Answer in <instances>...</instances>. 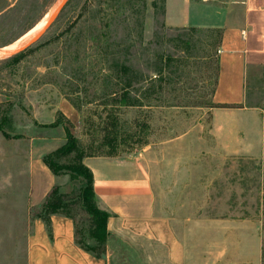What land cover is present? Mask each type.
Instances as JSON below:
<instances>
[{
  "label": "rangeland",
  "instance_id": "rangeland-1",
  "mask_svg": "<svg viewBox=\"0 0 264 264\" xmlns=\"http://www.w3.org/2000/svg\"><path fill=\"white\" fill-rule=\"evenodd\" d=\"M58 1L0 0V49L27 38ZM164 9L165 0H65L21 61L0 60V264H28L26 241L40 212L27 206L29 140H65V127L88 156L137 155L149 164L166 214L185 203L192 217L254 219L264 264V151L227 156L211 133L221 37L166 27ZM126 90L139 105H123ZM245 93L246 104L264 113V66L247 69ZM73 161V154L56 159ZM56 186L77 239L86 238L78 181L60 173Z\"/></svg>",
  "mask_w": 264,
  "mask_h": 264
},
{
  "label": "crops",
  "instance_id": "crops-1",
  "mask_svg": "<svg viewBox=\"0 0 264 264\" xmlns=\"http://www.w3.org/2000/svg\"><path fill=\"white\" fill-rule=\"evenodd\" d=\"M176 5L165 0L166 27L221 33L210 108L215 144L227 156L259 157L264 113L246 104L245 82L249 67L264 66V0H234L223 7L179 0ZM64 143L61 138H30L29 210L40 208L58 184L42 159ZM83 164L93 174L99 207L110 213L104 255L96 258L76 245L70 218L52 215L48 231L35 217L26 241L28 264H261V224L254 219L192 217L184 213L185 203L166 214L156 199L154 172L137 155L85 157Z\"/></svg>",
  "mask_w": 264,
  "mask_h": 264
},
{
  "label": "trees",
  "instance_id": "trees-1",
  "mask_svg": "<svg viewBox=\"0 0 264 264\" xmlns=\"http://www.w3.org/2000/svg\"><path fill=\"white\" fill-rule=\"evenodd\" d=\"M164 2V0H163ZM155 6V4H154ZM189 30H197V28H189ZM221 37V33L218 30ZM27 49H24L15 55H13L7 63H18L22 60L26 54ZM121 72L125 75L129 73L130 68L126 65L120 67ZM216 85V83H215ZM123 105L137 106L138 100H131L129 92L124 91L122 97ZM58 122L51 126H56ZM65 131V143L53 152L46 154L43 157L44 164L55 175L59 176L60 173L69 175L72 180H76L79 183L77 200L80 209L89 218L88 228L85 230L87 237H82L81 240L77 239V230L74 217L70 214L69 205L63 200V196L60 194V188L55 186L49 193L44 203L40 206V212L36 216L44 221L50 231V217L52 215H60L70 218L74 222V239L76 245L85 251L86 253L101 258L105 253V245L107 239V220L110 217V213L98 205L97 197L93 189V174L89 168L83 164V159L88 156L80 148L77 138L71 133L68 127L64 128ZM74 155V161L72 164H60L56 162L59 157H66ZM88 240V241H87Z\"/></svg>",
  "mask_w": 264,
  "mask_h": 264
},
{
  "label": "water",
  "instance_id": "water-1",
  "mask_svg": "<svg viewBox=\"0 0 264 264\" xmlns=\"http://www.w3.org/2000/svg\"><path fill=\"white\" fill-rule=\"evenodd\" d=\"M65 0H59L58 3L54 6L50 18L47 22V24L37 33V35L30 40L26 45H24L22 48L15 50V51H5L3 49H0V60H5L8 58H11L16 53L24 50L27 46L31 45L46 29L47 27L53 22V20L56 18V16L59 14L60 10L64 6Z\"/></svg>",
  "mask_w": 264,
  "mask_h": 264
},
{
  "label": "bare ground",
  "instance_id": "bare-ground-1",
  "mask_svg": "<svg viewBox=\"0 0 264 264\" xmlns=\"http://www.w3.org/2000/svg\"><path fill=\"white\" fill-rule=\"evenodd\" d=\"M52 12V11H51ZM51 13L47 16V18L44 20V22L39 25L33 32H31V34H29V36L27 38H23L22 40H19L17 42H15L14 44L6 47L5 51H15L18 50L20 48H22L24 45H26L30 40H32L37 33L47 24L49 18H50Z\"/></svg>",
  "mask_w": 264,
  "mask_h": 264
}]
</instances>
